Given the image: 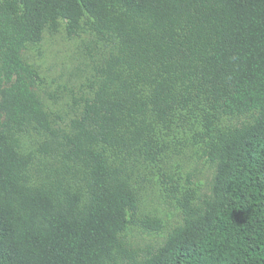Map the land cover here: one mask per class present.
Instances as JSON below:
<instances>
[{
  "label": "trees",
  "instance_id": "trees-1",
  "mask_svg": "<svg viewBox=\"0 0 264 264\" xmlns=\"http://www.w3.org/2000/svg\"><path fill=\"white\" fill-rule=\"evenodd\" d=\"M0 264H264V0H0Z\"/></svg>",
  "mask_w": 264,
  "mask_h": 264
},
{
  "label": "rangeland",
  "instance_id": "rangeland-1",
  "mask_svg": "<svg viewBox=\"0 0 264 264\" xmlns=\"http://www.w3.org/2000/svg\"><path fill=\"white\" fill-rule=\"evenodd\" d=\"M41 55L34 57L41 65L44 71L49 72L52 76L63 74L66 77L70 66L74 64L72 55L74 53V45L65 39L62 30L53 36L44 37L41 45ZM160 209L163 205H159ZM140 247H145L153 243L149 239H141L138 237Z\"/></svg>",
  "mask_w": 264,
  "mask_h": 264
}]
</instances>
